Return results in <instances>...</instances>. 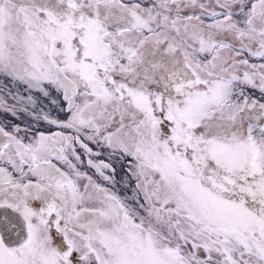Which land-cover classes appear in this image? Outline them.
Returning <instances> with one entry per match:
<instances>
[{
    "label": "snow or ice",
    "instance_id": "1",
    "mask_svg": "<svg viewBox=\"0 0 264 264\" xmlns=\"http://www.w3.org/2000/svg\"><path fill=\"white\" fill-rule=\"evenodd\" d=\"M0 264H264V0H0Z\"/></svg>",
    "mask_w": 264,
    "mask_h": 264
}]
</instances>
